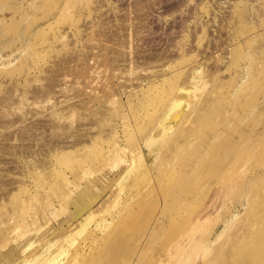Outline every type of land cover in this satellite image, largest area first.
Masks as SVG:
<instances>
[{
  "label": "rangeland",
  "instance_id": "374dc122",
  "mask_svg": "<svg viewBox=\"0 0 264 264\" xmlns=\"http://www.w3.org/2000/svg\"><path fill=\"white\" fill-rule=\"evenodd\" d=\"M234 263L264 264V0H0V264Z\"/></svg>",
  "mask_w": 264,
  "mask_h": 264
},
{
  "label": "bare ground",
  "instance_id": "6f19581e",
  "mask_svg": "<svg viewBox=\"0 0 264 264\" xmlns=\"http://www.w3.org/2000/svg\"><path fill=\"white\" fill-rule=\"evenodd\" d=\"M120 54V53H119ZM123 55V54H122ZM122 55H120V56H122ZM114 58V57H113ZM116 58V57H115ZM95 60V59H94ZM118 60V59H117ZM150 60V59H149ZM113 61H115L114 59H113ZM112 61V62H113ZM116 62V61H115ZM114 62V63H115ZM149 63V62H148ZM153 63V62H152ZM148 66V65H147ZM146 68V67H145ZM141 69V68H140ZM143 69V68H142ZM127 72V71H126ZM133 80V79H132ZM104 109V107H100L97 111H99V112H101V110H103ZM73 113V112H72ZM75 113V112H74ZM73 113V114H74ZM79 113V112H78ZM101 115V114H100ZM171 115V114H170ZM173 116V115H172ZM177 117H179V116H177ZM82 119L84 120V119H86V121H87V118H83L82 117ZM176 120H177V118H175ZM82 120V121H83ZM90 119H88V121H89ZM168 120V119H167ZM85 121V120H84ZM83 121V122H84ZM87 121V122H88ZM91 121V120H90ZM80 122H81V120H80ZM83 122H81L82 124H83ZM92 122V121H91ZM101 122H103V121H101ZM94 123V122H93ZM171 122L169 121V124H170ZM77 124H78V122H77ZM80 124V123H79ZM78 124V125H79ZM90 124V123H89ZM97 124H98V122H97ZM96 124V125H97ZM104 124V123H103ZM103 124H101L100 123V125H103ZM165 124V123H164ZM168 124V122L165 124V125H169ZM77 125V126H78ZM99 125V124H98ZM97 125V126H98ZM172 125V124H171ZM95 126V125H94ZM93 126V127H94ZM96 126V127H97ZM79 127V126H78ZM96 127H94V128H96ZM100 127V126H99ZM85 129V128H84ZM98 129V128H97ZM86 130V129H85ZM88 131V130H87ZM79 138V137H78ZM144 139V138H143ZM105 179V174H103V176H102V180H104ZM105 188V186L104 185H102V189H104ZM100 191H102V190H99L97 193H95V190H93L92 189V187H91V183H90V181H89V179L86 181L85 180V183L83 184V185H81L80 186V190L78 191V192H81L83 195H73V198H72V201L71 202H73V211H71V217L72 218H79V217H82V215L83 214H85V213H87L86 214V216L85 217H83L82 219H81V221L82 220H84V221H87V219L88 218H90L92 215L90 214V212H92L93 213V210L91 209L92 208V205H93V203L96 201V199H97V197L101 194L100 193ZM70 210V209H69ZM83 221V222H84ZM82 228H85V227H82ZM48 229L49 230H52L53 231V227L52 226H50V227H48ZM68 232V231H67ZM93 235H94V233H93ZM90 241V240H89ZM94 242V240H92V241H90L89 242V245H86V243H84V245L85 246H87L88 248H89V246H91V244ZM81 243V242H80ZM78 244V243H77ZM180 246V245H179ZM76 248V247H75ZM84 250V249H83ZM175 250V249H174ZM179 250V249H178ZM88 252V251H87ZM189 252V251H188ZM190 252H191V250H190ZM15 254H16V251L15 252H8L7 254H6V256H5V260L8 262L9 260H13L14 258H15ZM189 254V253H188ZM249 260V259H248ZM235 264V263H234ZM242 264V263H241Z\"/></svg>",
  "mask_w": 264,
  "mask_h": 264
}]
</instances>
